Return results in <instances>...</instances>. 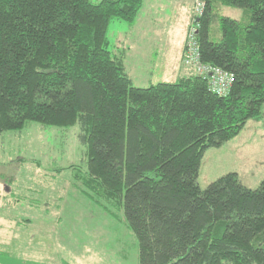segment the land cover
Instances as JSON below:
<instances>
[{
    "label": "trees",
    "instance_id": "1",
    "mask_svg": "<svg viewBox=\"0 0 264 264\" xmlns=\"http://www.w3.org/2000/svg\"><path fill=\"white\" fill-rule=\"evenodd\" d=\"M204 1L201 57L234 75L226 95L194 71L134 84L108 31L115 18L133 24L145 0H0V134L79 125L81 187L123 211L138 264H264V178L199 185L205 152L264 117V0Z\"/></svg>",
    "mask_w": 264,
    "mask_h": 264
},
{
    "label": "rangeland",
    "instance_id": "2",
    "mask_svg": "<svg viewBox=\"0 0 264 264\" xmlns=\"http://www.w3.org/2000/svg\"><path fill=\"white\" fill-rule=\"evenodd\" d=\"M202 1L145 0L133 24L111 21L108 48L116 54L126 51V70L136 86L173 82L194 71L183 56ZM223 12L240 17L244 10L227 6ZM213 27L220 30L213 23L212 33ZM254 124L263 127L264 135V117ZM251 130L249 126L247 132ZM80 133L79 125L28 122L21 130L0 134V264L139 263L137 238L123 211L95 202L81 187L77 172L87 169L88 155ZM258 155L245 161L225 144L209 148L200 187L205 189L232 163L244 171L258 169Z\"/></svg>",
    "mask_w": 264,
    "mask_h": 264
},
{
    "label": "crops",
    "instance_id": "3",
    "mask_svg": "<svg viewBox=\"0 0 264 264\" xmlns=\"http://www.w3.org/2000/svg\"><path fill=\"white\" fill-rule=\"evenodd\" d=\"M225 7H227V5H223L220 1L218 2L217 6H216V8L218 10L221 9V12H223V8H225ZM242 14L244 15V12H242ZM242 14L240 17H234V18H242L243 17ZM261 120L262 119L257 120V121H261ZM252 121L253 120H250L247 123V125L241 131V133L239 135H237L235 138L227 141L224 144L226 145V148L228 150L234 151V156L236 158L242 157L245 159V161H246L247 157H249L250 155L252 157H254L258 153L261 154L260 156L258 155V157H260V159L258 161V163H259L258 169H257V167H255V169H253L254 171H244L242 169L243 166H241L237 163L230 164L229 166H227V169H226L227 170L226 173H229V172L239 173V176L244 179L243 180L244 184L247 185V187L255 188L260 184V182L264 178V153H263L264 148H261V147H264V144L262 145V143L264 142V135H262L260 132V130L263 127H261L260 125L257 126L256 124L251 126L250 123ZM249 126L252 128V130L247 132V129ZM222 146H220V147H222ZM245 147H248V148L250 147V149L245 150ZM226 173H221V174L224 175ZM221 174L216 173V175H214L215 176L214 178L220 177Z\"/></svg>",
    "mask_w": 264,
    "mask_h": 264
},
{
    "label": "built area",
    "instance_id": "4",
    "mask_svg": "<svg viewBox=\"0 0 264 264\" xmlns=\"http://www.w3.org/2000/svg\"><path fill=\"white\" fill-rule=\"evenodd\" d=\"M205 6V1L198 3L194 23L188 33L183 60L187 66L193 68L197 75L207 80L213 92L219 95H226L232 87L234 75L219 66L203 62L201 57L198 36L200 28L199 18L203 15Z\"/></svg>",
    "mask_w": 264,
    "mask_h": 264
}]
</instances>
